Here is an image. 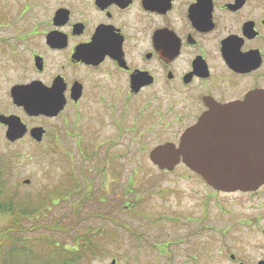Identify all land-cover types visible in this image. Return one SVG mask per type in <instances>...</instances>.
I'll use <instances>...</instances> for the list:
<instances>
[{
	"label": "flooded vegetation",
	"instance_id": "af4514ba",
	"mask_svg": "<svg viewBox=\"0 0 264 264\" xmlns=\"http://www.w3.org/2000/svg\"><path fill=\"white\" fill-rule=\"evenodd\" d=\"M0 32L9 34L0 43L18 77L9 84L11 98L13 87L32 93L37 85L61 106L56 116L30 115L12 99L16 111L0 113L19 116L27 132L8 142L116 147L132 136L151 162L154 148L180 146L206 118L217 122L220 155L248 161L249 170L255 161V115L264 114V0H0ZM0 125L6 136L8 126ZM36 127L41 141L32 135ZM155 167L202 187L190 192L195 203L186 221L143 211L141 219L191 228L158 243L141 235L137 250L120 257L126 264H264V182L224 191L183 159L173 170ZM83 253L79 264L100 254Z\"/></svg>",
	"mask_w": 264,
	"mask_h": 264
},
{
	"label": "rangeland",
	"instance_id": "374dc122",
	"mask_svg": "<svg viewBox=\"0 0 264 264\" xmlns=\"http://www.w3.org/2000/svg\"><path fill=\"white\" fill-rule=\"evenodd\" d=\"M8 35L0 32V38ZM3 48L0 43V111L5 113L16 111L9 84L18 77L14 66L7 61L10 57H4ZM131 137L127 136L116 147L88 144L37 147L27 142H8L0 125V158L14 156L7 185L15 186L33 202L41 197L52 199L51 196L55 202L24 222L25 228L14 240L22 243L30 239L38 249L57 241L60 249L66 246L68 250L59 252V256L70 259L71 264H79L78 257L89 251L100 254L81 264H110L114 256L120 264H126L130 259L120 258L123 253L137 250L146 240L158 243L187 234L191 228L187 223L176 224L167 219L150 222L147 217L154 213L157 220L160 218L157 214H177L186 221L184 215L191 212L195 203L190 192L202 186L191 179L158 173L148 161V152L140 153L141 145L135 144ZM106 154H111L108 161ZM26 179L30 180L29 184L24 183ZM57 187L60 196L53 193ZM72 189L77 191L73 193ZM141 211L147 215L145 220L140 217ZM214 215L210 213L209 219ZM7 221L6 216H0V226ZM45 255L39 260L48 264Z\"/></svg>",
	"mask_w": 264,
	"mask_h": 264
},
{
	"label": "water",
	"instance_id": "95a60500",
	"mask_svg": "<svg viewBox=\"0 0 264 264\" xmlns=\"http://www.w3.org/2000/svg\"><path fill=\"white\" fill-rule=\"evenodd\" d=\"M44 92V93H43ZM13 102L23 106L30 115L44 114L56 116L61 109L59 100L37 85L29 93L26 86H15L12 91ZM255 161H228L220 155L219 128L217 122L203 118L182 137L180 146L172 144L158 146L149 155L150 161L161 170H173L181 159L193 171L201 174L207 183L216 189L230 191L237 187L252 188L264 182V114H256ZM0 122L8 126L6 138L17 141L27 132L26 125L17 115L6 116L0 113ZM32 135L37 141L43 138V128L36 127ZM263 150V151H260ZM261 156V157H260ZM29 184L30 180H24ZM110 264H116L115 260Z\"/></svg>",
	"mask_w": 264,
	"mask_h": 264
},
{
	"label": "trees",
	"instance_id": "16d2710c",
	"mask_svg": "<svg viewBox=\"0 0 264 264\" xmlns=\"http://www.w3.org/2000/svg\"><path fill=\"white\" fill-rule=\"evenodd\" d=\"M13 161V155L6 156L4 160L0 158V216L8 218L7 223L0 226V264H43L39 259L43 258L44 253L45 257H48V264H71L70 259L59 256V252L68 250L66 246L60 249V243L57 241H52L45 248L38 249L34 244L32 245L30 239L22 243L14 240L15 236L25 228L24 222L36 217L37 214L45 211L49 204L54 205L55 202L52 196L50 197L52 199L41 197L33 202L30 197L23 196L15 186L7 185V178L13 170ZM53 191L60 196L58 187ZM75 191L73 190V193Z\"/></svg>",
	"mask_w": 264,
	"mask_h": 264
}]
</instances>
